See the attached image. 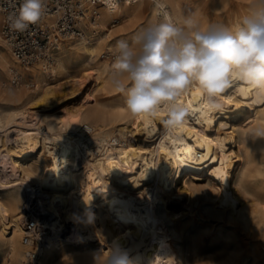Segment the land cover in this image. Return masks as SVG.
Here are the masks:
<instances>
[{"label": "bare ground", "instance_id": "1", "mask_svg": "<svg viewBox=\"0 0 264 264\" xmlns=\"http://www.w3.org/2000/svg\"><path fill=\"white\" fill-rule=\"evenodd\" d=\"M207 1L199 0L197 8ZM159 2L174 21L187 16L184 0ZM227 4L224 23L236 26L253 0ZM91 12L97 21L89 35L57 52L49 74L54 83L47 81V66L25 69L16 60L21 69H14L35 88L2 83L6 67H13L0 48V101L10 106L0 108V264H8L7 256L11 264H102L97 256L117 244L137 264H248L240 229L254 228L264 240L258 194L264 190V89L233 78L214 111L193 84L178 100L190 115L170 131L163 109L156 118L133 117L125 102L109 104L115 91L106 79L109 65L91 63L102 41L119 32L109 24L128 31L130 24L161 19L157 0H119L118 11L100 4ZM1 26L0 13V46H6ZM91 79L104 100L88 89ZM67 98L78 103L47 113ZM86 209L94 212V223H74L71 215ZM27 217L39 226L37 242L24 240ZM211 230V243L219 246L208 257Z\"/></svg>", "mask_w": 264, "mask_h": 264}, {"label": "clouds", "instance_id": "2", "mask_svg": "<svg viewBox=\"0 0 264 264\" xmlns=\"http://www.w3.org/2000/svg\"><path fill=\"white\" fill-rule=\"evenodd\" d=\"M102 3L110 12L119 10V0ZM11 7L9 27L23 33L46 14L47 0H19L18 6L12 0ZM157 7L161 19L145 25L131 40L115 43L106 74L115 91L124 95L130 115L156 118L163 109L167 115L162 122L170 131L186 123L190 115L178 100L193 84L214 111L221 109L217 97L231 86L233 78L264 89V0H253L250 13L236 26L203 25L194 14L176 22L159 0ZM71 219L88 226L94 223L95 214L86 209L73 213ZM97 262L137 264L118 244L98 255Z\"/></svg>", "mask_w": 264, "mask_h": 264}, {"label": "built area", "instance_id": "3", "mask_svg": "<svg viewBox=\"0 0 264 264\" xmlns=\"http://www.w3.org/2000/svg\"><path fill=\"white\" fill-rule=\"evenodd\" d=\"M12 0H0L2 15L1 37L16 61L25 69L36 65L48 67L47 78L52 79L55 56L68 41H81L87 37L90 24H95L97 16L91 9L102 3V0H47V11L39 23L30 25L23 33L15 32L9 27V15L12 12ZM18 6L19 0H16ZM47 72V71H46ZM10 80L13 86L33 85L22 75L11 68ZM26 79V81H25ZM29 216V214H28ZM26 243L37 242L34 236L39 226L32 217L25 220ZM31 251L28 255L31 256ZM34 259L31 263H35Z\"/></svg>", "mask_w": 264, "mask_h": 264}, {"label": "rangeland", "instance_id": "4", "mask_svg": "<svg viewBox=\"0 0 264 264\" xmlns=\"http://www.w3.org/2000/svg\"><path fill=\"white\" fill-rule=\"evenodd\" d=\"M198 1L199 0H184V7L186 10L185 11L186 15L194 14L196 18H198L199 16H202L203 18L207 19L206 20L207 22H215V23L225 24L224 22H225V18L227 15V11H228V8L230 7V6H228L229 4H227V3H229V1H231V2L235 3V5H237L240 0H208L203 7L197 8ZM218 8H220V10H218ZM141 23L142 22L130 24L128 31L122 30L123 28L122 29L116 28L115 25L117 23L109 24L108 28L110 30L118 29L119 32L117 34H115L113 32L109 37L105 38L104 41H102L104 43V46H103L102 51L100 52V56L98 57L97 62H92L91 65L92 66H98V65H102L103 63L106 62L110 66L112 61H113V47H114L115 43L124 37L133 36L137 31H139V29L141 27L144 26ZM89 33H90V29L87 32V36L89 35ZM106 33L107 32H105L103 35H105ZM116 36H117V39L110 41V39H112L113 37H116ZM69 43H70V41H69ZM109 47H110V49H109ZM0 48L3 49L4 53H6L10 57V59H11L10 66L13 68H16V69H21V66L17 65L19 63H17L15 61V59L13 58L9 49L4 45L0 46ZM8 71L9 70L6 67V69L3 72V76H2L3 79L1 80V82L5 83L6 85H10V83H11L10 75H9ZM26 79L28 82H30V81L33 82L30 77H28ZM26 79H25V81H26ZM58 79L59 78L57 77V80ZM47 81L49 83H54L53 78L52 79L47 78ZM24 87H25V85H24ZM87 87H88V89H93V90L96 89L97 90V88L95 87V80L91 79L89 82H87ZM93 87H95V88H93ZM34 88H35V86L30 87L29 89L32 90ZM96 90L94 93H95L98 100H102V99L104 100L107 97V95L105 96L104 94H102L101 90H99V89L97 91ZM108 96L110 97L109 104L111 106L122 104L125 102V97L123 96V94L117 93L115 91ZM0 103H1L0 104L1 109L7 110L10 108V106L8 104H6L5 102L0 101ZM77 103H78V101L76 102L75 100L67 98L63 101V103L61 102L59 105L51 106L50 108H48L47 113L50 112L51 114H55V113L61 114L64 112L63 109H67V108H69L72 105L77 104ZM94 104H92V105H94ZM92 105L90 107H92ZM2 107H4V108H2ZM106 110H107L106 111L107 112L106 113L107 114L106 119L109 120L110 114L112 113L113 109L111 107H108ZM79 133H83V131L81 130ZM117 137L120 138V136L118 134H117ZM130 138H131V136H129V139ZM182 185H183V183H182ZM258 194H259V197L262 200H264V190L259 191ZM178 209L180 210L181 207H179ZM32 212L35 213L36 210L35 211L33 210ZM212 231L213 230H211V233L207 234V237L205 239L204 249L207 252V254H210L211 252H213L215 247L219 246V243H217V242H215L214 244L211 243V235H213ZM238 234H239L240 244L243 247L242 253L245 255L247 263L253 264V261L256 260L257 264H264V240H263L261 234L259 233V231H257L254 228H252V229H240V232ZM24 250H25V248L22 247V253ZM248 252H250V253H248ZM211 255L212 254L208 255V257ZM6 261L8 264H11V259L9 256L6 257ZM20 264H25V263L21 262ZM30 264H32V263H30ZM33 264H40V262L39 263L35 262ZM72 264H87V263L83 262V261H74ZM213 264H215V263H213Z\"/></svg>", "mask_w": 264, "mask_h": 264}]
</instances>
